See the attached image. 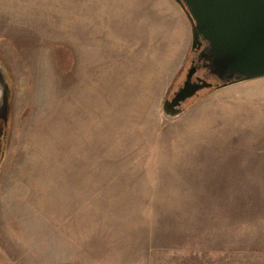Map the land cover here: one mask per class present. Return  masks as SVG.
Here are the masks:
<instances>
[{
  "label": "rangeland",
  "instance_id": "1",
  "mask_svg": "<svg viewBox=\"0 0 264 264\" xmlns=\"http://www.w3.org/2000/svg\"><path fill=\"white\" fill-rule=\"evenodd\" d=\"M171 1L0 0V264H264V77L166 117Z\"/></svg>",
  "mask_w": 264,
  "mask_h": 264
},
{
  "label": "water",
  "instance_id": "2",
  "mask_svg": "<svg viewBox=\"0 0 264 264\" xmlns=\"http://www.w3.org/2000/svg\"><path fill=\"white\" fill-rule=\"evenodd\" d=\"M175 2L190 23L191 55L198 51L205 76L195 77L198 65L192 62L182 84L162 103L166 117L180 115L184 111V103L198 95L200 90L264 77V0ZM10 100V84L0 64V114L6 123Z\"/></svg>",
  "mask_w": 264,
  "mask_h": 264
},
{
  "label": "crops",
  "instance_id": "3",
  "mask_svg": "<svg viewBox=\"0 0 264 264\" xmlns=\"http://www.w3.org/2000/svg\"><path fill=\"white\" fill-rule=\"evenodd\" d=\"M171 3L172 5H170V10L168 11L171 16L168 21H165L166 11L163 6L159 7L156 5L152 11V14L155 16H151L150 19V12L148 9L145 11L144 15H147V20H152L150 29L153 30L151 34L155 37L154 39L161 41V44L168 42L172 43L173 51H170V53L174 63L173 69H177L184 61L190 47L192 31L190 23L182 9L173 1H171ZM143 28H145V24L142 29Z\"/></svg>",
  "mask_w": 264,
  "mask_h": 264
},
{
  "label": "flooded vegetation",
  "instance_id": "4",
  "mask_svg": "<svg viewBox=\"0 0 264 264\" xmlns=\"http://www.w3.org/2000/svg\"><path fill=\"white\" fill-rule=\"evenodd\" d=\"M192 62H195L198 65V70L196 72L195 77L196 76H200V77L205 76V68L203 67V61L198 60V51H195L192 54L191 63ZM195 79L196 78H194V80ZM11 97H12V92H11ZM9 117H10V114H9ZM8 124H9V119H8V122L6 123L5 119L0 114V177H1L2 166H3V162L5 159V154H6V150H7Z\"/></svg>",
  "mask_w": 264,
  "mask_h": 264
}]
</instances>
